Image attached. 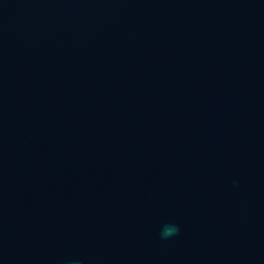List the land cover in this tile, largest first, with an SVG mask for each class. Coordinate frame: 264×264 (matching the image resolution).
<instances>
[{
	"label": "water",
	"instance_id": "1",
	"mask_svg": "<svg viewBox=\"0 0 264 264\" xmlns=\"http://www.w3.org/2000/svg\"><path fill=\"white\" fill-rule=\"evenodd\" d=\"M0 264H264V0H0Z\"/></svg>",
	"mask_w": 264,
	"mask_h": 264
},
{
	"label": "clouds",
	"instance_id": "2",
	"mask_svg": "<svg viewBox=\"0 0 264 264\" xmlns=\"http://www.w3.org/2000/svg\"><path fill=\"white\" fill-rule=\"evenodd\" d=\"M179 232V228L177 225L174 224H169V225H165L164 228L162 229L160 235L161 238H168L170 236L176 235Z\"/></svg>",
	"mask_w": 264,
	"mask_h": 264
}]
</instances>
